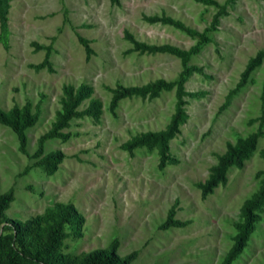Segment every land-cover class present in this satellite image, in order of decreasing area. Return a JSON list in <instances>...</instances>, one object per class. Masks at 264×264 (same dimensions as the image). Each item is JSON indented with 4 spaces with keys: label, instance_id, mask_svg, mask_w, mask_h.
I'll return each mask as SVG.
<instances>
[{
    "label": "rangeland",
    "instance_id": "obj_1",
    "mask_svg": "<svg viewBox=\"0 0 264 264\" xmlns=\"http://www.w3.org/2000/svg\"><path fill=\"white\" fill-rule=\"evenodd\" d=\"M6 2V26L0 28V108L28 102L37 117L24 131L23 151L13 130L0 123V193L13 194L5 214L24 220L54 202L72 203L83 223L79 236L62 241L60 250L70 256L115 239L119 256L134 253L129 264H220L235 234L239 206L262 176L264 136H258L241 167L227 168L225 183L210 194L201 197L196 183L207 177L228 143L256 130L264 112V58L221 108L247 59L264 49V0L226 2L214 27L217 6L195 0ZM160 13L197 32L206 30L209 40L198 42L169 24L142 18ZM124 30L138 41L180 50L198 42L187 64L200 71L185 78V118L168 140L175 161L162 168L153 147L129 152L121 144L137 133L164 128L173 112L174 87L151 99L122 98L112 109L108 88L159 78L173 81L181 62L167 52H140L124 38ZM78 36L88 41L89 54ZM45 46H50V69L35 67ZM80 83L90 85V97L99 101L98 119L75 115L61 129L67 137L46 139L36 155L38 138L50 130L60 110L61 86ZM86 105L87 99L77 110ZM53 150H60L63 158L49 174L35 162ZM170 207L183 225L161 227ZM64 230L72 227L65 225ZM230 264H264V204L246 245Z\"/></svg>",
    "mask_w": 264,
    "mask_h": 264
},
{
    "label": "trees",
    "instance_id": "obj_2",
    "mask_svg": "<svg viewBox=\"0 0 264 264\" xmlns=\"http://www.w3.org/2000/svg\"><path fill=\"white\" fill-rule=\"evenodd\" d=\"M117 3L118 0H111ZM203 4L217 6V12L211 20V27L217 22L218 14L224 12L226 0L222 5H218L214 0H195ZM6 0H0V28L4 31L6 26ZM142 18L148 23L159 22L169 24L174 28L186 32L190 36H196L198 42L208 41L206 30L197 32L186 27L179 20L160 13L159 15H143ZM123 36L135 49L140 52H167L179 57L181 70L177 78L173 81H166L162 78L141 84L125 86L117 84L109 87L111 93L109 100L110 109L117 105V102L125 97L137 95L140 98L151 99L158 96L160 90L174 87V104L167 124L164 128L156 131H145L137 133L124 141L121 148L132 151L134 148L145 146L153 147L158 155V167L162 168L167 163H173L175 160L169 153L168 140L179 131V125L185 118L183 109L185 90L183 83L187 75L192 71H200V68L187 64L189 56L197 51L198 42L187 50H180L175 46L163 44H148L136 40L127 30L123 31ZM79 42L83 45L86 54L91 52L88 41L78 36ZM35 49L41 48L37 43H33ZM45 54L43 60L35 67H46L50 69L48 60L50 46L43 47ZM264 58V49L258 50L254 56L249 57L241 71L239 80L235 86L225 95L221 108L224 107L229 97L234 94L247 80V76ZM264 88V82H263ZM92 88L86 83H80L77 86L63 84L61 86L60 110L56 113V118L51 124L48 132L42 134L37 140V150L39 154L42 150L43 142L50 137H67L61 129L68 126L69 120L75 115H86L93 120H97L100 115V103L97 99L90 97ZM87 99V105L81 111L77 106ZM37 117V110L31 111L30 103L25 102L21 107L13 105L7 110L0 108V123L8 126L15 133L19 149L23 151L26 142L25 129L31 126ZM258 126L255 131L247 134L245 137L237 138L233 144L228 143L225 150L217 156L215 164L209 168L207 177L196 185L200 190L201 197H205L213 191L218 184H224L226 181V170L229 166L241 167L243 159L254 149L255 142L259 135L264 136L261 131V124L264 121V112L258 117ZM264 160V145L259 151ZM63 154L60 150H53L42 155L36 164L41 165L47 173H53L57 164L62 160ZM261 178L255 191L245 198L239 206V219L235 222V234L232 243L223 255L220 264H230L236 255L246 245L249 234L254 228V222L258 218V211L264 204V168L261 170ZM13 199L11 190L0 193V264H129L134 256L133 252L125 256H119L116 252V240L114 239L106 247L93 248L81 252L76 256H70L60 250L62 241L68 235L79 236L80 227L83 223V217L72 203L54 202L50 207L45 208L42 213L36 214L30 218L20 220L8 217L5 209ZM173 207L167 211L166 219L161 227L170 225L181 226L183 221L173 218ZM65 225L71 226L72 230L66 232Z\"/></svg>",
    "mask_w": 264,
    "mask_h": 264
}]
</instances>
